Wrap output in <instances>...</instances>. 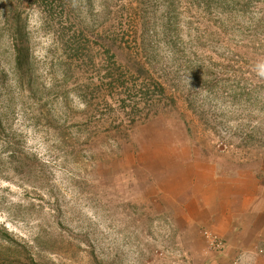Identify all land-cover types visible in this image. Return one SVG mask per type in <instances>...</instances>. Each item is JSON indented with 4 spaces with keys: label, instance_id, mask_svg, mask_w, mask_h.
<instances>
[{
    "label": "rangeland",
    "instance_id": "1",
    "mask_svg": "<svg viewBox=\"0 0 264 264\" xmlns=\"http://www.w3.org/2000/svg\"><path fill=\"white\" fill-rule=\"evenodd\" d=\"M45 1L0 0V264H264V0Z\"/></svg>",
    "mask_w": 264,
    "mask_h": 264
},
{
    "label": "crops",
    "instance_id": "2",
    "mask_svg": "<svg viewBox=\"0 0 264 264\" xmlns=\"http://www.w3.org/2000/svg\"><path fill=\"white\" fill-rule=\"evenodd\" d=\"M258 183H259L258 180L254 176L246 179L245 183L236 182V184L234 185V187L232 189L234 190L235 195L239 199H236V198L230 199L228 197L226 199L222 198L223 200L221 199L220 201H217V202L213 200V201H210L208 208L210 207L211 209H213V208L217 209L218 206L220 205L221 210H226V208H229V209L234 208L235 209V206H233V205H238L239 207H241V210H243L244 208H248V204L250 203L249 199H253L252 200L253 203H251V205L258 208L259 206H257L256 205L257 203L254 201L258 200L261 187L263 188V185L258 186L257 185ZM244 193H246V194H244ZM254 194H256V195L253 198ZM246 195L248 196V198H244ZM261 197H262V195L260 196V198ZM213 199H215V197ZM262 199L264 200V196L262 197ZM254 218L255 219L256 218L261 219L260 222H264V207H262V212L259 215V217L257 214V215H254ZM217 224H220L219 232L225 231V234H227V238H228L229 243L232 242L235 245H236V243H239L238 245H240V247L245 246L248 249H251V248H253L254 245H256V243H255L256 241L254 238H251L247 241L243 238V235H241V233H246V229H242V228L236 229L234 226H232L231 222H228L226 224L228 227L227 229L221 228L222 224H223L222 222H219ZM238 232H240V233H238ZM261 233H262L261 236H263V239H264V225L261 227ZM252 235H254V234H252ZM243 240L246 241L245 244L242 242ZM246 245H248V246H246Z\"/></svg>",
    "mask_w": 264,
    "mask_h": 264
},
{
    "label": "trees",
    "instance_id": "3",
    "mask_svg": "<svg viewBox=\"0 0 264 264\" xmlns=\"http://www.w3.org/2000/svg\"><path fill=\"white\" fill-rule=\"evenodd\" d=\"M48 3L50 2V0H46L45 2ZM50 4V3H49ZM25 48H18L17 49V60H16V66L19 69H22L23 65L26 63V60L28 59V51L26 50L27 53L24 52Z\"/></svg>",
    "mask_w": 264,
    "mask_h": 264
},
{
    "label": "clouds",
    "instance_id": "4",
    "mask_svg": "<svg viewBox=\"0 0 264 264\" xmlns=\"http://www.w3.org/2000/svg\"><path fill=\"white\" fill-rule=\"evenodd\" d=\"M258 68L260 69L261 75H264V62L258 64Z\"/></svg>",
    "mask_w": 264,
    "mask_h": 264
}]
</instances>
